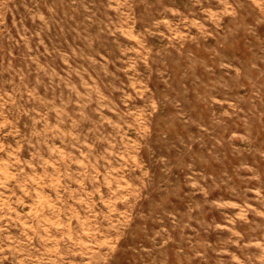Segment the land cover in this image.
<instances>
[{
  "label": "rangeland",
  "instance_id": "1",
  "mask_svg": "<svg viewBox=\"0 0 264 264\" xmlns=\"http://www.w3.org/2000/svg\"><path fill=\"white\" fill-rule=\"evenodd\" d=\"M0 264H264V0H0Z\"/></svg>",
  "mask_w": 264,
  "mask_h": 264
}]
</instances>
